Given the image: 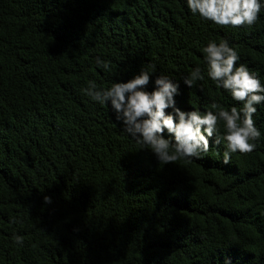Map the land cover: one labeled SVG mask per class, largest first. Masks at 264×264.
<instances>
[{
    "label": "trees",
    "instance_id": "16d2710c",
    "mask_svg": "<svg viewBox=\"0 0 264 264\" xmlns=\"http://www.w3.org/2000/svg\"><path fill=\"white\" fill-rule=\"evenodd\" d=\"M224 39L264 81V13L221 28L184 0H0V264H264V135L227 165L211 142L159 164L81 91L142 65L179 80ZM180 87L182 109L232 103L207 77Z\"/></svg>",
    "mask_w": 264,
    "mask_h": 264
},
{
    "label": "clouds",
    "instance_id": "9594fccd",
    "mask_svg": "<svg viewBox=\"0 0 264 264\" xmlns=\"http://www.w3.org/2000/svg\"><path fill=\"white\" fill-rule=\"evenodd\" d=\"M184 4L193 16L221 28H250L264 13V0H184ZM201 54L203 69L197 65L179 80L157 74L155 66L142 65L127 80L115 79L107 87L90 80L81 91L92 102L107 105L121 130L142 150L151 152L159 164L203 158L211 142L212 147L223 148L222 162L227 165L234 154L252 152L264 135L254 120L258 106H264V81L241 62L227 39L208 40ZM95 64L106 72L111 70L110 62L99 56ZM206 77L232 103L213 99L203 110L182 109L176 99L181 95L180 81L192 88ZM43 199L45 204L52 203L51 196ZM12 242L22 246L24 239L13 233ZM222 264H233L232 258L225 256Z\"/></svg>",
    "mask_w": 264,
    "mask_h": 264
}]
</instances>
